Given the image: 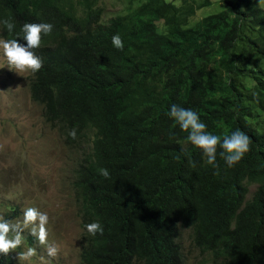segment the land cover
<instances>
[{
    "label": "trees",
    "instance_id": "1",
    "mask_svg": "<svg viewBox=\"0 0 264 264\" xmlns=\"http://www.w3.org/2000/svg\"><path fill=\"white\" fill-rule=\"evenodd\" d=\"M101 1L0 0L2 40L26 46L25 23L54 26L34 49L43 66L30 92L81 155L82 264H186L180 226L211 264H264V3L220 0L198 19L209 1L143 0L103 27ZM173 104L221 141L241 130L250 150L229 168L218 148V168L207 165L168 115ZM97 221L103 235L92 236L85 225ZM0 264H16L12 252Z\"/></svg>",
    "mask_w": 264,
    "mask_h": 264
},
{
    "label": "rangeland",
    "instance_id": "2",
    "mask_svg": "<svg viewBox=\"0 0 264 264\" xmlns=\"http://www.w3.org/2000/svg\"><path fill=\"white\" fill-rule=\"evenodd\" d=\"M141 1L102 0V26L106 27L131 4ZM166 1L182 3V0ZM206 1L211 7L199 12L198 19L220 10V0ZM157 26L163 33L172 30L163 23ZM31 76L30 72L10 71L0 50V216L4 219L9 216V221L16 222L22 219L23 210L28 207L47 213L48 243L59 247L56 257H47L45 246H40L25 230L23 244L12 252L16 264H48V261L51 264H82L83 229L73 187L81 155L46 122L43 107L31 97ZM254 189V186L250 188L248 196ZM179 243L186 264H211L209 257L194 247L190 229L180 226ZM28 247L36 248V255L30 261L20 262L18 252Z\"/></svg>",
    "mask_w": 264,
    "mask_h": 264
},
{
    "label": "clouds",
    "instance_id": "3",
    "mask_svg": "<svg viewBox=\"0 0 264 264\" xmlns=\"http://www.w3.org/2000/svg\"><path fill=\"white\" fill-rule=\"evenodd\" d=\"M264 3V0H259ZM9 34L15 28V24L9 20L3 21ZM51 23H25L22 26V36H17L26 41V46L19 43L17 38L0 40V50L7 61L10 71L16 73L30 72L35 74L40 71L43 62L38 57L34 49L40 47L42 36L51 35L53 31ZM112 45L122 51L124 44L119 34L112 37ZM168 115L183 132H187V140L203 153L204 161L207 165L218 168L217 152L223 159L227 167L231 168L242 160L250 150V138L241 130L237 129L230 135L221 138L206 131L207 125L202 122L198 114L191 110L180 107L176 104L170 106ZM69 135L75 139L76 129H72ZM99 175L104 179H109L108 169H99ZM49 217L47 213L41 212L35 207H28L23 210L21 220L12 222L0 216V254L7 256L10 252L17 251L24 242L23 233L28 230L29 234L36 239L40 246H45L47 257L54 258L59 252V247L55 243H48L47 225ZM88 234L95 236L97 233L103 235V227L97 221L85 225ZM36 255V248L28 247L25 251L18 252L20 262L30 261ZM43 260L44 258L41 257ZM48 264H51L48 261Z\"/></svg>",
    "mask_w": 264,
    "mask_h": 264
}]
</instances>
